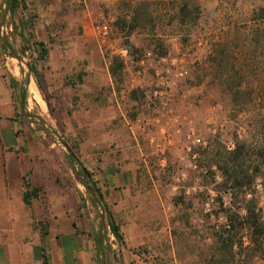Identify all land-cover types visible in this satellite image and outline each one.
<instances>
[{
	"label": "rangeland",
	"instance_id": "374dc122",
	"mask_svg": "<svg viewBox=\"0 0 264 264\" xmlns=\"http://www.w3.org/2000/svg\"><path fill=\"white\" fill-rule=\"evenodd\" d=\"M75 3L73 9L80 11L86 25L81 48L71 50L64 66L56 64L62 63L67 43L52 47V61L50 43L59 37L43 33L34 6L18 0L2 20V35L29 64L9 55L0 34L8 73L19 79L16 96L30 181L41 187L39 198L27 207L33 231L32 239L26 240L36 242L34 232L48 226L49 216L62 206L97 246L103 210L93 202L82 182L81 166L60 137L73 152L75 148L76 158L92 174L89 186L98 188L103 197L106 174L112 173L104 174L103 167L117 155L124 161L129 156L135 159V184L122 203L109 206L125 243L109 229L106 232V216L105 264H187L190 251L203 250L201 239L210 243L211 228L225 221L213 213L217 201H200V193L215 197L221 190L212 183L209 164L220 161L238 141L264 147V0ZM75 16L72 21L78 20V13ZM100 23L110 27L105 41L97 35ZM38 41L46 43L45 59L40 58ZM124 47L129 52L114 78L109 68ZM32 65L42 75L43 89ZM32 81L39 98L30 93ZM24 93L25 110L32 117L22 109ZM107 97V104L119 111L116 122L90 123V103ZM110 115L104 112L105 118ZM213 169L220 181V172L215 165ZM182 194L185 201L176 207L174 196ZM255 264H264V258Z\"/></svg>",
	"mask_w": 264,
	"mask_h": 264
},
{
	"label": "crops",
	"instance_id": "0c3cea01",
	"mask_svg": "<svg viewBox=\"0 0 264 264\" xmlns=\"http://www.w3.org/2000/svg\"><path fill=\"white\" fill-rule=\"evenodd\" d=\"M20 1L38 9L41 23L39 27L45 35L59 37L57 41L50 43L52 61V47H61L62 42L67 43L64 44L65 49H62V63L56 64L58 67L64 66L71 50L81 48L82 30L86 25L80 11L73 9L75 0ZM101 1L113 3L124 0ZM76 13L78 20L72 21L73 18L76 19ZM6 66L7 62H4L0 52V264H98L99 251L95 242L89 233L79 229L76 220L62 206L58 212L49 216L48 233L43 239L41 230H37L34 232V239H38L36 242L26 240L32 239L33 231L32 219L23 201L24 175L29 171L30 164L24 151V121L17 101V87H12L10 82L11 76L18 82L19 79L14 73L9 74ZM113 96L117 101L118 95L114 92ZM107 103L108 97L92 100L88 109L93 116L90 123L102 126L104 122H116L115 114L119 111ZM105 111L111 113L108 116L111 120L105 118ZM134 161L130 156L124 161L117 155L113 161L107 163L106 168L103 167L104 174L108 170L112 172L106 174L105 178L104 198L109 206L122 203L130 193L136 182Z\"/></svg>",
	"mask_w": 264,
	"mask_h": 264
},
{
	"label": "trees",
	"instance_id": "16d2710c",
	"mask_svg": "<svg viewBox=\"0 0 264 264\" xmlns=\"http://www.w3.org/2000/svg\"><path fill=\"white\" fill-rule=\"evenodd\" d=\"M18 0L8 1V10L13 12ZM182 12L187 14V6L182 7ZM131 33L126 35L130 36ZM40 58L45 59L49 53L46 43L38 41ZM166 53L160 56H165ZM115 62L118 64L115 65ZM124 66V60L116 57L110 66V74L116 78L119 70ZM36 83L40 89L42 75L32 65ZM81 74V73H79ZM81 77V75H79ZM81 82V78H79ZM12 87H17L19 82L10 77ZM76 153L75 148L72 147ZM214 165L221 174V180H216ZM212 172V183L220 187L219 195L213 197L208 192L201 194V200L217 201L218 208L213 209L217 219L224 218V222L214 225L211 229V242L201 239L203 250L194 247L190 252V261L187 264H255L258 259L264 258V147L249 146L246 142L238 141L232 149H227L220 161L209 164ZM81 173L86 178H91V172L81 164ZM31 170L24 175L23 201L27 207L33 205L34 199L39 198L40 186L33 185L30 181ZM83 182V181H82ZM84 184V182H83ZM100 207L107 216V229L120 242L125 243L124 233L120 223L116 220L113 211L99 189L93 187ZM207 193V194H206ZM199 196V195H197ZM174 204L179 207L185 201V194L175 195ZM48 226L42 227V239L48 233ZM176 235V230L172 231ZM103 234V241L105 239ZM46 264V262H44Z\"/></svg>",
	"mask_w": 264,
	"mask_h": 264
},
{
	"label": "water",
	"instance_id": "95a60500",
	"mask_svg": "<svg viewBox=\"0 0 264 264\" xmlns=\"http://www.w3.org/2000/svg\"><path fill=\"white\" fill-rule=\"evenodd\" d=\"M7 9H8V0H4L3 1L2 12H1V15H0L1 43H2V45L4 47V49L7 50V52L9 53V55L11 57L17 59L20 63H25L29 67V64L25 61V59L23 57L19 56L16 53V51H14L12 49L11 45L8 43L6 38L2 35V32H3L2 31V29H3L2 20H3V18L5 17V15L7 13ZM29 77H30V74H29ZM29 85H30V82H28L27 86H29ZM24 100H25V93L22 96V109L25 111V113L29 117H32V115L30 113H27L26 110H25ZM35 118L38 119L43 125H45L44 121L40 117H35ZM46 131L49 134H51V135L58 136L55 132H52V131L47 130V129H46ZM58 140L63 144V146L65 147V149L68 152L69 156L74 158V161L78 162V164L81 166V163L78 161V159L76 158V156H75L74 152L71 150V148L60 137H58ZM81 177H82V180H83L84 184L87 186L89 195L91 196L93 202L96 204V206L101 208L98 196L96 195L94 189L89 186L87 178L83 174H82ZM105 220H106V215H105V213L103 211V212H101V226H100V229H99V232H98V235H97V247H98V251L100 252V259H101L100 264H105L104 255L102 254V250H103V248H102L103 233H104V230H105V227H106Z\"/></svg>",
	"mask_w": 264,
	"mask_h": 264
},
{
	"label": "built area",
	"instance_id": "2783aa9c",
	"mask_svg": "<svg viewBox=\"0 0 264 264\" xmlns=\"http://www.w3.org/2000/svg\"><path fill=\"white\" fill-rule=\"evenodd\" d=\"M97 35L102 41H105L110 36V27L107 23H100L96 27ZM128 49L126 47L122 48L120 51H117V55L121 58L125 57L128 54Z\"/></svg>",
	"mask_w": 264,
	"mask_h": 264
},
{
	"label": "bare ground",
	"instance_id": "6f19581e",
	"mask_svg": "<svg viewBox=\"0 0 264 264\" xmlns=\"http://www.w3.org/2000/svg\"><path fill=\"white\" fill-rule=\"evenodd\" d=\"M19 67V66H18ZM14 68V67H13ZM17 70V69H16ZM15 72V71H14ZM17 72V71H16ZM30 93H32V94H34L36 97H38L39 98V96H41L40 95V92H39V90H38V88H37V86H36V84L34 83V82H31V85H30ZM31 94V95H32ZM30 95V96H31ZM33 105V104H32Z\"/></svg>",
	"mask_w": 264,
	"mask_h": 264
}]
</instances>
